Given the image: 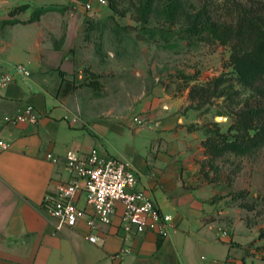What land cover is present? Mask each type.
<instances>
[{
  "label": "crops",
  "instance_id": "crops-1",
  "mask_svg": "<svg viewBox=\"0 0 264 264\" xmlns=\"http://www.w3.org/2000/svg\"><path fill=\"white\" fill-rule=\"evenodd\" d=\"M46 1L0 0V72L19 64L31 70L29 78L0 89V120L27 104L40 115L36 124L10 125L0 134L9 145L0 148V264H245L236 239L220 236L213 218L216 207L201 175L206 138L190 129L195 111L184 115L190 96H171L161 86L138 94L123 85L108 88L93 55L59 44L60 26L48 18L58 6ZM24 4L31 8L14 17L17 23L2 24ZM44 6L57 9L27 22ZM70 150L129 163L137 188L173 217L169 237L125 235L118 205L110 224L97 223L90 242L87 220L94 211L84 192L75 199L83 212L77 225L58 230L44 200L72 177L64 161L54 164L47 154Z\"/></svg>",
  "mask_w": 264,
  "mask_h": 264
},
{
  "label": "rangeland",
  "instance_id": "rangeland-1",
  "mask_svg": "<svg viewBox=\"0 0 264 264\" xmlns=\"http://www.w3.org/2000/svg\"><path fill=\"white\" fill-rule=\"evenodd\" d=\"M66 1H46L58 6L54 17L48 18L60 26L59 44L93 55L108 88L123 85L138 94L143 88L161 86L171 96H190L193 86L224 75L227 81L213 97L207 102L191 100L184 110V115L195 111L196 122L190 128L201 131L205 138L215 123L222 132L227 131L233 113L249 98L251 91L237 84L232 73L230 48L188 37L185 32L204 5L219 18L233 1L248 0H152L144 18L138 15L141 0H108L105 7L95 3L93 11L86 8L92 0L63 4ZM170 2L176 5L173 16L168 13ZM200 161L203 183L209 185V203L216 207L213 218L218 221L220 236L228 233L236 239L233 244L245 264H264V239L260 238L264 229V147L247 156L229 153L212 162L205 154Z\"/></svg>",
  "mask_w": 264,
  "mask_h": 264
},
{
  "label": "trees",
  "instance_id": "trees-1",
  "mask_svg": "<svg viewBox=\"0 0 264 264\" xmlns=\"http://www.w3.org/2000/svg\"><path fill=\"white\" fill-rule=\"evenodd\" d=\"M151 4L152 0H141L138 9L141 18L148 14ZM30 8V4L14 8L9 13L10 19L2 21V24L17 23L14 17ZM56 9V6L41 7L33 12L27 22L38 21L43 14ZM113 9L116 10L114 6ZM168 13L172 16L176 13L174 2L169 3ZM210 13L209 5L201 7L185 30L187 36L229 47L230 66L235 80L251 91L243 106L233 113L227 131L222 132L218 123L209 131L203 144L205 154L212 162L229 153L247 156L264 147V0H248L246 3L233 1L219 18ZM90 76L94 78L96 75L90 73ZM225 78L223 75L205 85L193 86L190 99L207 102L215 90L227 81ZM221 95H225L224 91ZM260 238L264 239V229L260 232Z\"/></svg>",
  "mask_w": 264,
  "mask_h": 264
},
{
  "label": "built area",
  "instance_id": "built-area-1",
  "mask_svg": "<svg viewBox=\"0 0 264 264\" xmlns=\"http://www.w3.org/2000/svg\"><path fill=\"white\" fill-rule=\"evenodd\" d=\"M95 3L101 7L108 5V0H92L86 4L89 11ZM31 70L27 64H19L14 72H0V89L11 84L16 77L29 78ZM39 113L33 104H27L13 115L0 120V134L7 126L21 123L36 124ZM134 121L142 125L143 120L135 117ZM76 122V119H73ZM0 148L6 150L9 145L0 137ZM47 159L54 164L64 161L72 180L57 188L55 194H48L44 200V210L48 217L56 222L58 230L77 225L83 212L75 199L80 192L86 195V202L93 208L94 214L87 220L92 234L88 237L95 243L93 234L97 223L110 224L117 206L122 207L121 229L125 235H142L147 231L155 232L161 238H167L173 229V217L163 214L153 198L139 190L136 170L127 162L114 157L101 156L96 151L80 154L67 151L61 157L53 153ZM227 235V233H224Z\"/></svg>",
  "mask_w": 264,
  "mask_h": 264
},
{
  "label": "water",
  "instance_id": "water-1",
  "mask_svg": "<svg viewBox=\"0 0 264 264\" xmlns=\"http://www.w3.org/2000/svg\"><path fill=\"white\" fill-rule=\"evenodd\" d=\"M222 118L221 117H217V120H221ZM125 121V120H124Z\"/></svg>",
  "mask_w": 264,
  "mask_h": 264
}]
</instances>
